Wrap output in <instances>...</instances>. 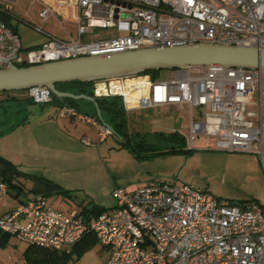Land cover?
<instances>
[{"label": "built area", "instance_id": "1", "mask_svg": "<svg viewBox=\"0 0 264 264\" xmlns=\"http://www.w3.org/2000/svg\"><path fill=\"white\" fill-rule=\"evenodd\" d=\"M55 2L57 6L43 0L39 17L62 23L70 8L76 34L52 37L34 47L22 46L17 31L1 17L0 5V68L199 42L264 48V0ZM97 27L106 30L92 33ZM123 78L95 82V94L119 95L125 109L188 106L183 137L189 149L207 138L214 149L255 152L264 164V68L191 66L175 69L172 78L163 81L145 74L137 76L131 101L119 83ZM25 93L36 103L53 100L45 86ZM59 115L91 124L99 141L113 133L103 121L69 103L60 105ZM112 193L115 205L97 215L78 207L63 211L50 206L44 195L30 193L0 215V232L56 250L93 235L109 251L103 264H264V205L257 201L224 202L208 191L166 181L115 186Z\"/></svg>", "mask_w": 264, "mask_h": 264}, {"label": "rangeland", "instance_id": "2", "mask_svg": "<svg viewBox=\"0 0 264 264\" xmlns=\"http://www.w3.org/2000/svg\"><path fill=\"white\" fill-rule=\"evenodd\" d=\"M0 2L7 7L10 22L17 28L23 47L40 44L44 40L41 29L64 36L56 20L43 22L38 16L42 8L40 0ZM68 13H71L70 8ZM64 21L75 35L73 19ZM105 30L91 28L92 33ZM107 30L115 32V28ZM174 70H158L155 79L169 80ZM142 75L145 74L124 77L119 83L126 86L129 80ZM25 95V90L0 93V155L21 171L42 176L59 188L46 195L48 204L54 208L66 211L91 202L110 208L115 205L112 193L115 186L145 185L151 181L188 184L224 202L252 199L264 205V164L255 152L214 149L210 145L212 140L207 138H201L197 146L189 149L185 143L168 137L172 131L182 136L187 134L188 106L164 111L143 106L126 112L131 140L130 145H122L121 138L114 132L99 141L91 124L77 118L72 122L64 119L69 117H61L60 105L53 101L40 104L8 99H21ZM76 104L81 113L99 115L101 121L109 124L110 116L103 110L98 114L95 109L94 113L86 99L78 98ZM140 136L150 144L148 150L135 143ZM20 179L27 185L32 183L30 176L21 175ZM0 197L2 201L5 196ZM14 241L24 247L12 237L10 244L0 247V264H11L8 255L19 251ZM108 255L109 251L96 243L73 264H99Z\"/></svg>", "mask_w": 264, "mask_h": 264}, {"label": "water", "instance_id": "3", "mask_svg": "<svg viewBox=\"0 0 264 264\" xmlns=\"http://www.w3.org/2000/svg\"><path fill=\"white\" fill-rule=\"evenodd\" d=\"M209 65L225 68H264V48L199 42L81 55L26 66L11 65L8 68H0V91L26 90L34 86H45L58 98H84L93 102L99 114L98 95L95 94L94 85L91 86L93 95H88L60 90L56 88V84L73 80L94 82L134 76L152 69H185L191 66ZM105 124L112 129L110 124Z\"/></svg>", "mask_w": 264, "mask_h": 264}, {"label": "trees", "instance_id": "4", "mask_svg": "<svg viewBox=\"0 0 264 264\" xmlns=\"http://www.w3.org/2000/svg\"><path fill=\"white\" fill-rule=\"evenodd\" d=\"M0 5L3 7V12L1 17L4 21L11 26L9 19V12L7 7L0 2ZM13 28V26H11ZM14 29V28H13ZM29 65L27 63L18 64V66H26ZM158 70H146L140 74H149L151 78L155 79V75ZM139 74V75H140ZM94 82H84L79 80H73L63 83L56 84V88L60 90H66L73 93H85L88 95H93L91 92V86ZM15 91H24V90H9V91H0V93H10ZM12 101L23 100L25 102H34L28 96L23 98L9 97ZM54 103L61 105L62 103H69L75 107L76 99L70 97L58 98L53 95ZM93 105V110L95 113V106L91 101H88ZM42 104V103H41ZM97 105L100 110L105 111L110 116V125L112 126L113 132L117 134L121 138L122 145H130L131 135L127 130V118H126V110L123 105V101L121 96L119 95H109V96H98L97 97ZM96 115V114H95ZM168 137L171 140L178 141L181 143H185V139L178 131H172L169 133ZM135 143L139 146H143L144 149L148 150L150 144L145 142V138L140 136ZM31 177L32 184L27 189V193H40L44 196L48 195L53 191H57L58 189L51 183L48 179L42 176H33L32 174L25 173L18 169L15 164H13L10 160L0 155V180H3L7 186H16L20 189H24V182H21L20 177ZM63 192V191H62ZM252 200V199H251ZM249 200H242L241 202H246ZM87 210L93 212L94 214H99L106 210V207L99 205H91L86 207ZM8 234V233H7ZM97 242L95 236L87 235L83 237L73 248L70 254H62L61 250L46 248L34 244H27L23 257L26 264H65L67 261H74L79 258L87 249L90 248L91 244Z\"/></svg>", "mask_w": 264, "mask_h": 264}, {"label": "crops", "instance_id": "5", "mask_svg": "<svg viewBox=\"0 0 264 264\" xmlns=\"http://www.w3.org/2000/svg\"><path fill=\"white\" fill-rule=\"evenodd\" d=\"M48 1H52V2H54V5L55 6H57L56 5V0H48ZM40 2L42 3V5H43V0H40ZM40 11V10H39ZM38 16H39V12H38ZM69 19V18H71V13L69 14V13H67V16H61V19L63 20L62 21V23L57 19V18H55V17H51L50 19H53V20H56V22L61 26V31L64 33V36L63 37H59L58 35H56L55 33H52V32H49V31H46V30H43V29H41V31L43 32V36H44V40L42 41V42H44V41H46V40H48V39H50V38H52V37H59V38H65V37H67V36H69V35H74L73 34V32L65 25V19ZM49 19V20H50ZM72 19V18H71ZM48 20V21H49ZM43 22H45V21H43ZM10 24H11V22H10ZM11 26H13V28L17 31V28L14 26V25H12L11 24ZM41 42V43H42ZM40 43V44H41ZM40 44H36V45H32V46H30V47H34V46H38V45H40ZM26 96V95H25ZM27 103V102H26ZM32 103V102H31ZM89 103V102H88ZM93 103V102H92ZM90 104V103H89ZM91 105V107H92V109H93V105L92 104H90ZM154 108H158V109H160V110H162V111H164V110H169V109H171V108H174V107H176V108H179V109H181V108H183L184 107V105H180V104H174V103H171V104H165V105H161V106H153ZM77 108V107H76ZM141 107H139V108H130V109H125L126 110V112H129V111H132V110H136V109H140ZM78 109V108H77ZM96 109V108H95ZM93 116H95L96 118H98L99 119V116L98 115H93ZM26 116H24V118H25ZM27 118V117H26ZM64 118V117H63ZM64 119H68L69 121H73L75 118H72V117H69V118H64ZM100 120V119H99ZM23 122H26V121H23ZM109 124H110V122H109ZM12 162V161H11ZM21 180V179H20ZM0 182H3L4 183V185H5V189L4 190H0V196L1 195H3V196H5V197H2L3 199H2V201H0V215L1 214H3V213H5V212H7V211H11V210H13V209H15L21 202H24L26 199H27V197H28V195L30 194V193H27V189L31 186V185H27V184H25L24 183V189H20V188H18V187H16V186H7V184L3 181V180H0ZM21 182H23L22 180H21ZM32 184V183H31ZM136 184V183H135ZM10 189H12V190H14V192L13 193H11L10 192ZM46 197V196H45ZM1 198V197H0ZM9 200H11L12 202H10ZM46 201H47V203H48V199H47V197H46ZM91 205H98V204H95V203H93V202H91L90 204H88V205H83V206H80V207H78L79 209H81V211L82 212H85V213H90L91 215H97V214H94L93 212H91V209H90V211L89 210H87L86 209V207L87 206H91ZM100 206V205H99ZM102 206V205H101ZM71 208V207H70ZM111 208V207H110ZM110 208H107L106 207V210L107 209H110ZM12 237L13 238H15L17 241H19L15 236H13V235H11V234H7V233H3V232H0V247H5V246H7L8 244H10V240L12 239ZM19 242H21V241H19ZM23 244H24V247H22L21 248V246H17L16 245V241H14V244H15V248L17 249V250H19V251H17L16 253H12L11 252V255H8L9 256V259L12 261L11 262V264H15L16 263V261L17 260H19V259H22V260H24V257H23V253H24V250H25V248H26V246H27V244L26 243H24V242H22ZM96 243H99L98 241L97 242H95V243H93V244H91V246L90 247H92L93 245H95ZM100 244V243H99ZM76 245V244H75ZM75 245H72V246H67V247H64L63 249H61V251H60V253H64V254H70L71 252H72V250H73V248H74V246ZM102 246V245H101ZM106 249V248H105ZM88 250V249H87ZM83 256V254L79 257V258H77L76 260H74V261H71V260H69V261H67L65 264H73L75 261H78L81 257ZM108 257V256H107ZM107 259V258H106ZM106 259H104V261L106 260ZM103 261H100L99 262V264H103L102 263ZM24 264H26V262H25V260H24Z\"/></svg>", "mask_w": 264, "mask_h": 264}, {"label": "bare ground", "instance_id": "6", "mask_svg": "<svg viewBox=\"0 0 264 264\" xmlns=\"http://www.w3.org/2000/svg\"><path fill=\"white\" fill-rule=\"evenodd\" d=\"M139 82L136 80V79H131L129 80V82L127 83L128 85L124 86L126 87V89L124 88V93L127 97V100H130L131 101V98H132V95H130L132 92H133V89L136 87L134 85L138 84ZM102 90H100L99 92H101ZM129 101V102H130ZM133 103V102H130V104Z\"/></svg>", "mask_w": 264, "mask_h": 264}, {"label": "flooded vegetation", "instance_id": "7", "mask_svg": "<svg viewBox=\"0 0 264 264\" xmlns=\"http://www.w3.org/2000/svg\"><path fill=\"white\" fill-rule=\"evenodd\" d=\"M98 81H99V80H98ZM95 82H97V81H94V83H95ZM94 83H93V85H94Z\"/></svg>", "mask_w": 264, "mask_h": 264}]
</instances>
